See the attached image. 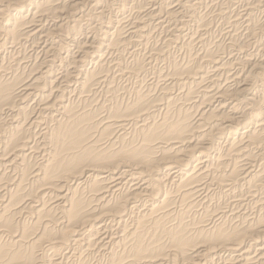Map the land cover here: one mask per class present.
I'll return each instance as SVG.
<instances>
[{"label": "bare ground", "instance_id": "6f19581e", "mask_svg": "<svg viewBox=\"0 0 264 264\" xmlns=\"http://www.w3.org/2000/svg\"><path fill=\"white\" fill-rule=\"evenodd\" d=\"M145 1L0 0V264H264V61L248 52L264 0L219 11L215 48L197 0ZM151 24L167 34L148 58L203 53L124 103L117 76L149 63L107 57L146 46Z\"/></svg>", "mask_w": 264, "mask_h": 264}, {"label": "rangeland", "instance_id": "374dc122", "mask_svg": "<svg viewBox=\"0 0 264 264\" xmlns=\"http://www.w3.org/2000/svg\"><path fill=\"white\" fill-rule=\"evenodd\" d=\"M145 1V0H144ZM150 1L151 0H146L145 1V3H146V5H147V8H151V10H153V9H155L156 7L157 8H159V6H160V4H157V5H155V6H153V5H151V3H150ZM206 1V2H205ZM228 1H231V2H228ZM241 1V2H240ZM243 1V2H242ZM258 0H197V3H199V4H197V7H196V12H197V15L199 16L198 17V19L199 18H202V19H204V20H207V18H209V20H207V24H211V29L212 30H210L211 32L206 36V38L207 37H209V38H207V43H206V45L208 44H211V46L213 47V48H215L214 46L218 43V41H224L223 43H227L228 41H229V35L228 34H226L227 33V30H228V27H229V25H227L228 24V22H225L224 21V19H223V17H217V14L218 13H220L219 11H225V12H229L231 15L233 14L232 13V11L234 12V13H236V12H238L239 14H245V11H244V9H245V5L247 4V3H249V2H257ZM261 2H262V0H260ZM224 2V3H223ZM237 2H238V4H237ZM247 2V3H246ZM207 3V4H206ZM222 3V4H221ZM246 3V4H245ZM101 4V5H100ZM99 5L101 6V8L103 7V4H102V2L100 3ZM209 4V5H208ZM214 4V6L212 7V6H210V5H213ZM225 4V5H224ZM245 4V5H244ZM89 5V6H88ZM87 6H86V8H85V10H89V8L90 9H92L93 10V8H95V3H90V4H88ZM94 5V6H93ZM150 5V6H149ZM93 8H92V7ZM149 6V7H148ZM168 6V5H167ZM218 6H219V8H218ZM227 8H226V7ZM111 7V6H110ZM110 7H109V9H107L106 10V18H108V16H110L108 19H112V20H114L115 21V17L117 16V15H120V14H117L115 11H113L112 9H110ZM153 7V8H152ZM202 7V8H201ZM237 7V8H236ZM88 8V9H87ZM113 8V7H112ZM223 8V9H222ZM225 8V9H224ZM235 8V9H234ZM242 8V9H241ZM210 9V10H209ZM222 9V10H221ZM226 9H227V11H226ZM229 9V10H228ZM94 12H96L95 10H93ZM111 11H112V13H111ZM207 11V12H206ZM243 11V12H242ZM262 11V12H261ZM261 11H255V17H256V21L257 22H262L263 20H264V1L262 2V4H261ZM206 12V13H205ZM214 12V13H213ZM130 14H131V12H129ZM129 13H127V14H125L124 16H129L130 14ZM200 13V14H199ZM114 14V15H113ZM213 14V15H212ZM259 14V15H258ZM108 15V16H107ZM202 15V16H201ZM206 15V16H205ZM210 15V16H209ZM215 15V16H214ZM132 16H134V14L132 15ZM160 16H164V14H162V13H160ZM201 16V17H200ZM123 17V16H122ZM197 19V20H198ZM213 19V20H212ZM218 19V20H217ZM261 19V20H260ZM190 20V21H189ZM197 20H193V19H190L189 17L187 18H184V21L186 22V21H188L187 22V24L188 25H190V26H188V27H186L185 28V31H184V35H188L189 33L191 34V32H195V30H196V28H197V25L198 24H200L199 22H197ZM215 20V21H214ZM224 21V22H223ZM255 21V22H256ZM195 24H194V23ZM196 23H198V24H196ZM263 23V22H262ZM171 24V23H170ZM154 25L155 24H151V25H148L149 27H147V30L149 31V33H150V37H151V39H150V41H149V43L146 45V46H141V45H137V46H135V47H129V48H127L126 50H123V51H114L113 52V56L110 54V55H108V57L107 58H109V60L111 61V59H112V63H114V62H119L120 64H122L120 67H121V69H122V71H126V70H129V67L130 66H133L132 64L134 63L133 61L135 60V59H139V60H143V59H145V58H147V63H149V65H147V68H146V75H145V77L142 79V78H138V80H137V78L136 77H133V78H131L129 75H125V77H120L118 74H119V72L120 71H118V68H115V67H112V68H110V74L109 75H113V76H117V82L116 83H118V85L120 86V87H122V86H124L123 88H126V90H121L120 92H119V95H120V97H119V100L120 101H123L124 103H127L129 100H131L133 97H134V92H136V91H138L139 89L141 90L142 89V91H145L146 90V88L150 85L149 83H151V82H155V80L157 81V80H159L160 78H162L161 76H163L164 74H165V72H167V70L169 69V65H170V63H172V64H175V63H178V64H181V63H183L184 64V62L186 63V62H189L190 60H191V55L192 54H194V53H196V54H201L200 52L202 51V53H203V48H202V46L200 45V44H197V42H194L193 43V45H192V47H193V49L189 52L188 51V53H187V51L186 50H188V48H186L185 49V47H181V46H176V45H170V47L168 48L169 49V51H170V54H171V58H170V62H169V64H167L166 63V61L164 62V61H162V60H157V59H150V57L148 58V56L150 55V53L153 51V49H155V48H159V47H162L161 45H163L164 46V44H165V35L167 34V33H165V30H161V29H159V28H155L154 27ZM151 26V27H150ZM196 26V27H195ZM219 26V27H218ZM191 28V29H190ZM217 31H216V30ZM187 30H188V32H187ZM223 31V32H222ZM229 31V30H228ZM187 34H186V33ZM225 32V33H224ZM152 33V34H151ZM216 33V34H215ZM162 34V35H161ZM164 35V37H161V36H163ZM210 35V36H209ZM216 35V36H215ZM227 36V37H226ZM162 38V39H161ZM153 39V40H152ZM159 39H161V41L159 42L158 40ZM222 39V40H221ZM78 40H82V38H80V37H78ZM187 40V38H185V39H183L182 40V42L183 41H186ZM228 40V41H227ZM158 41V42H157ZM214 41V42H213ZM217 41V42H216ZM254 41H257V42H254ZM253 41V43H252V46L250 45L249 47V50H248V52H251V55H252V57H251V60H252V62H254V61H256V57H258V59H257V61H264V51H262L263 49H264V47L263 46H261L260 45V42L258 41V40H254ZM262 41V43H263V45H264V38H263V40H261ZM259 42V43H258ZM162 43V44H161ZM195 43L197 44V45H195ZM214 43H215V45H214ZM159 44V45H158ZM214 46H213V45ZM166 45V44H165ZM195 45V46H194ZM260 45V46H259ZM156 46H159V47H156ZM210 46V47H211ZM255 46V47H254ZM141 47H143V48H141ZM148 47V48H147ZM166 47V46H165ZM173 47H176V49L175 48H173ZM196 47V48H195ZM198 47V48H197ZM29 48V49H28ZM136 49V50H135ZM184 49H185V51H184ZM189 49H191V48H189ZM198 49V50H197ZM259 49H260V51H259ZM262 49V50H261ZM145 50V51H144ZM147 50H149V51H147ZM26 53H28L29 55H30V57H32L31 59L34 61V59L33 58H36V56H38V54L40 55L41 53H39L40 51H38L37 52V50H34L33 48H31V47H27L26 48ZM31 51V52H30ZM35 51V52H34ZM126 51V52H125ZM140 51H141V53H140ZM184 51V52H183ZM196 51V52H195ZM256 51V52H255ZM259 51V52H258ZM33 52V53H32ZM117 52V53H116ZM129 52V53H128ZM134 52V53H133ZM183 52V53H182ZM194 52V53H193ZM258 52V53H257ZM30 53H32L33 55H31ZM145 53H146V55H145ZM192 53V54H191ZM258 54V55H256V54ZM5 54H6V56H5ZM37 54V55H36ZM115 54H117V55H115ZM138 54V55H137ZM144 54V55H143ZM189 54V55H188ZM250 54V53H249ZM260 54V55H259ZM34 55H35V57H34ZM120 55H122V56H120ZM125 55V56H124ZM129 55V56H128ZM142 55V56H141ZM255 55V56H254ZM3 56H5L4 58V60H7L8 58H9V55H8V51L6 52H4L3 53V55H2V57ZM115 56V57H114ZM140 56V57H139ZM186 56H187V58H186ZM225 56H228L227 54L225 55ZM112 57V58H111ZM129 57V58H128ZM144 57V58H143ZM190 57V58H189ZM234 57H236V58H238V59H240V57L241 56H237V55H235ZM243 57V56H242ZM254 57V58H253ZM111 58V59H110ZM113 58H115V59H113ZM120 58V59H119ZM128 58V59H127ZM127 59V60H126ZM132 59H134V60H132ZM190 59V60H189ZM58 60H60V59H58ZM56 61L54 64H49V65H56V67H54V69L55 70H57L58 69V64H59V62L61 61ZM157 60V61H156ZM180 60V61H179ZM188 60V61H187ZM254 60V61H253ZM127 61V62H126ZM150 61V62H149ZM153 61V62H152ZM179 61V62H178ZM157 63V64H156ZM163 63V64H162ZM166 63V64H165ZM124 65V66H123ZM128 66V67H127ZM168 66V67H167ZM93 66L92 65H87L84 69H88V68H92ZM249 67V66H248ZM163 68V69H162ZM166 68V69H165ZM147 69H149V70H147ZM159 69V70H158ZM166 70V71H165ZM115 71V72H114ZM150 71V72H149ZM58 72H60V71H58ZM112 72V73H111ZM163 72V73H162ZM162 73V74H161ZM158 74V75H157ZM127 76H129V77H127ZM153 76V77H152ZM147 77V78H146ZM122 78V79H121ZM127 78V79H126ZM121 79V80H120ZM129 79V80H128ZM124 80H125V82H124ZM119 81H121V82H119ZM148 81V82H147ZM160 81V80H159ZM127 82V83H126ZM142 82H144V83H142ZM147 82V83H146ZM120 83V84H119ZM135 83V84H134ZM146 83V84H145ZM130 84V85H129ZM133 84H134V86H133ZM241 85H242V83H240ZM239 84V85H240ZM136 85V86H135ZM139 85V86H138ZM142 85V86H141ZM223 86L224 85H226V83L224 84H222ZM240 85V86H241ZM222 86V87H223ZM255 86V85H254ZM253 86V87H254ZM139 87V88H138ZM145 87V88H144ZM253 87L251 88V91L252 92H254V93H252L251 91H250V93H249V97L251 96V95H253V94H255V95H257L258 93H259V89H257V87L255 88L254 87V89H253ZM137 88V89H136ZM177 90L179 91V89H176L175 90V93H179V92H177ZM257 90H258V92H257ZM132 91H133V93H132ZM127 96V97H126ZM104 98V93L103 92H101V93H99V99L102 101V99ZM129 99V100H128ZM211 189H213V188H211ZM211 193H213V191H209L207 194H211ZM97 258H99V259H101V260H99V259H97ZM92 259H94V256H93V258H91V261H92ZM103 259H104V261H105V257H104V255L103 254H101V255H99V256H97L96 255V257H95V261H93L92 263H94V264H96V262H97V260L100 262H104L103 261Z\"/></svg>", "mask_w": 264, "mask_h": 264}]
</instances>
